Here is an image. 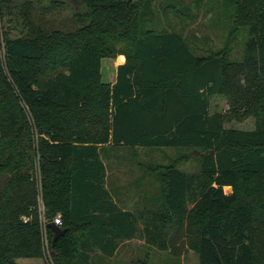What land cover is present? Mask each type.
Instances as JSON below:
<instances>
[{"label":"trees","instance_id":"16d2710c","mask_svg":"<svg viewBox=\"0 0 264 264\" xmlns=\"http://www.w3.org/2000/svg\"><path fill=\"white\" fill-rule=\"evenodd\" d=\"M229 2L223 46L197 56L161 19L184 0H0V264H92L137 238L199 264H264V0ZM214 97L228 112L211 113ZM104 147L188 150L199 170L156 167L160 208L122 210Z\"/></svg>","mask_w":264,"mask_h":264},{"label":"rangeland","instance_id":"374dc122","mask_svg":"<svg viewBox=\"0 0 264 264\" xmlns=\"http://www.w3.org/2000/svg\"><path fill=\"white\" fill-rule=\"evenodd\" d=\"M184 1V6H178L179 13L171 14L168 22L161 15L162 21L170 24L169 30L181 33L190 42L197 56H203L210 50L221 48L232 28V11L229 0ZM247 38V29L240 28L231 55L233 61L242 60ZM106 65L107 61H104L102 80L107 83L115 65ZM228 109L225 97L212 98V114L226 113ZM225 127L252 129L253 121L250 119L242 124L231 122ZM101 157L106 167V187L113 199L122 210L136 212L150 207L160 208L161 190L156 180V167L176 162L178 168L182 170L188 172L199 170L196 153L188 150L104 147ZM182 250L180 255L174 256L168 252L150 248L144 240L137 238L124 241L112 257L96 253L92 264H199L198 255L192 251ZM18 264L50 263L44 258L43 260L21 259L18 260Z\"/></svg>","mask_w":264,"mask_h":264},{"label":"water","instance_id":"95a60500","mask_svg":"<svg viewBox=\"0 0 264 264\" xmlns=\"http://www.w3.org/2000/svg\"><path fill=\"white\" fill-rule=\"evenodd\" d=\"M49 228L54 233L53 243H55L60 237H62L65 234V230H63L61 227L55 225L54 223H51L49 225Z\"/></svg>","mask_w":264,"mask_h":264},{"label":"crops","instance_id":"0c3cea01","mask_svg":"<svg viewBox=\"0 0 264 264\" xmlns=\"http://www.w3.org/2000/svg\"><path fill=\"white\" fill-rule=\"evenodd\" d=\"M123 59V60H122ZM126 62V58L124 55H119L117 59L115 60V67L117 68L118 66L124 65ZM107 188V187H106ZM111 194V193H110ZM112 196V195H111ZM115 201V200H114ZM116 202V201H115ZM132 211V210H131ZM142 211V210H141Z\"/></svg>","mask_w":264,"mask_h":264},{"label":"built area","instance_id":"2783aa9c","mask_svg":"<svg viewBox=\"0 0 264 264\" xmlns=\"http://www.w3.org/2000/svg\"><path fill=\"white\" fill-rule=\"evenodd\" d=\"M54 224L57 225V226H59V227H61L62 223H61V219H60L59 216L55 219ZM42 228H43V230L45 232V230H46V224H42ZM45 246H46V248H48L47 239H45Z\"/></svg>","mask_w":264,"mask_h":264}]
</instances>
